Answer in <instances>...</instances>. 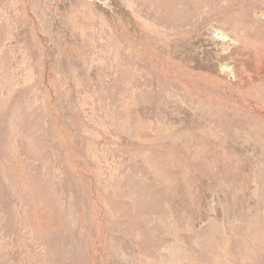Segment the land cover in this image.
<instances>
[{
	"label": "rangeland",
	"instance_id": "374dc122",
	"mask_svg": "<svg viewBox=\"0 0 264 264\" xmlns=\"http://www.w3.org/2000/svg\"><path fill=\"white\" fill-rule=\"evenodd\" d=\"M0 264H264V0H0Z\"/></svg>",
	"mask_w": 264,
	"mask_h": 264
}]
</instances>
